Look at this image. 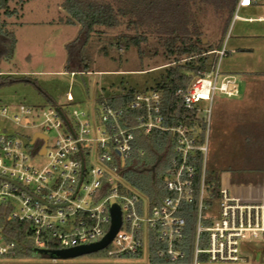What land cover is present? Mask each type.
Returning a JSON list of instances; mask_svg holds the SVG:
<instances>
[{
  "label": "built area",
  "instance_id": "1",
  "mask_svg": "<svg viewBox=\"0 0 264 264\" xmlns=\"http://www.w3.org/2000/svg\"><path fill=\"white\" fill-rule=\"evenodd\" d=\"M262 5L264 0H236L233 21L238 19L239 10ZM246 22L261 23L264 19ZM214 93L232 98L237 88L228 78L219 81L214 71L194 78L186 93L178 92L177 96L183 109L194 110L200 121L198 106L210 104ZM160 100L156 92L135 95L130 109L141 111L142 117L133 127L124 126L122 112L94 101L86 112L73 110L68 114L57 107L34 110L19 106L14 114L0 107V209L7 211L5 221L27 224L32 248L49 254L99 243L109 231L110 209L115 206L120 227L104 249L107 258L147 260L151 246L156 245L160 248L157 259L185 264V222L179 212L196 198L189 264H246L250 241L264 235V174L225 172L218 176L219 214L209 226H202L206 140L190 127L165 128ZM66 102L73 101L67 96ZM12 127L34 132L26 138ZM49 132L54 138L51 145L46 135ZM153 132L170 134L174 143L173 157L161 175L162 190L168 197L158 203L128 187L121 176L134 152L136 136ZM36 159H46V163L36 164ZM197 161L201 172L195 193ZM202 239L205 249L200 248ZM50 243L58 250H47ZM16 247L6 241L0 227V258L14 259ZM48 263L58 261L51 257Z\"/></svg>",
  "mask_w": 264,
  "mask_h": 264
},
{
  "label": "rangeland",
  "instance_id": "2",
  "mask_svg": "<svg viewBox=\"0 0 264 264\" xmlns=\"http://www.w3.org/2000/svg\"><path fill=\"white\" fill-rule=\"evenodd\" d=\"M74 1L89 18L96 13L99 19L102 13L91 4L110 7L111 28L102 29L98 44L90 42L85 50L89 73L72 75L65 71L69 53L74 56L80 45L73 42L81 27L65 23L64 0H27L22 10L16 9L14 18L6 20L14 45L9 58L0 55V107L11 114L19 106L34 110L57 107L67 114L86 112L99 97L128 89L150 93L160 69L172 59H180L182 48L195 45L200 53L213 49L206 74L217 71L219 81L232 80L237 95L227 98L214 93L210 104L198 106L200 123L205 125L206 177L218 178L225 172L264 174V22H246L264 19V5L239 10L238 19L233 21L235 0H135L131 7L122 0ZM14 9L11 5L10 10ZM136 43L142 53L140 59ZM220 52L224 56L220 57ZM67 96L71 104L66 102ZM12 129L26 138L34 132ZM46 135L51 145L53 135ZM34 163L45 164L46 159ZM207 194L206 186V199ZM218 214V199L211 206L204 201L205 220H214ZM250 242H264V235ZM200 248H206L204 239ZM99 254L58 264H147L143 257L126 261L107 258L105 250ZM252 259L245 255L246 264ZM43 263L0 260V264Z\"/></svg>",
  "mask_w": 264,
  "mask_h": 264
},
{
  "label": "trees",
  "instance_id": "3",
  "mask_svg": "<svg viewBox=\"0 0 264 264\" xmlns=\"http://www.w3.org/2000/svg\"><path fill=\"white\" fill-rule=\"evenodd\" d=\"M27 0H0V55H5L9 58L12 53L14 45L13 34L8 30V23L6 20L14 18L17 14L16 9L22 10ZM117 1V0H116ZM119 1V0H118ZM128 1L130 7L135 4V0H122ZM118 3V2H117ZM89 4V3H88ZM15 7L10 10V6ZM236 0L232 8V13L235 9ZM92 8L102 9L101 18H95L96 13L89 18L80 8V5L74 0H64V11L68 15L66 19L67 25H79L81 31L73 44L80 42L77 52L74 56L69 53L68 63L65 71L69 74H88L89 61L85 56V50L88 44H98L103 36L104 28H111V13L110 7L103 6V4L93 3L90 5ZM120 7V6H119ZM108 11L105 13V11ZM121 9H117L120 13ZM124 14V13H123ZM101 19L103 21H101ZM221 44V43H220ZM219 47V45H218ZM136 52L141 58L140 46L136 43ZM215 51L212 49L200 53L199 49L195 46H189L186 49L182 48L180 52V59H172L171 63L161 68V74L154 80L151 92L160 94V109L164 120L165 128H173L179 125L190 127L198 131L199 138H204V124L196 120V112L187 111L183 109L182 99L177 96L179 92L181 95L185 94L189 89L192 81L197 76L202 77L208 73L210 63L208 58L213 55ZM72 56V60H71ZM175 56V55H174ZM140 94L132 89L123 91L120 94H112L108 97H99L94 99V104L101 106L106 105L109 108L120 111L123 114L124 126H136L142 117L141 111H132L130 105L135 95ZM173 139L170 134H162L160 132H153L150 136H136L134 143V152L130 159L126 161L125 167L121 170L122 179L133 190L138 191L143 196L148 198L152 203H158L162 199L168 197V194L162 190L161 175L164 173L173 157ZM140 153L143 155L140 156ZM197 177L194 184L195 193L198 191L200 180V163L197 161L194 165ZM217 178L205 177V184L207 186V206H211L217 200ZM197 195V194H196ZM196 208L197 200L190 206H182L179 216L185 222V250L187 257L185 264H189L192 258V249L194 246V234L196 226ZM7 211L4 208L0 209V227L8 243L16 244V251L14 259L10 257L0 258L2 261H28L48 263L51 256L47 251H36L32 248L28 241L29 229L27 224L9 223L5 221V214ZM204 227L210 225V221L205 220L202 222ZM160 248L152 245L149 250L147 264H167L165 261L156 258L155 254ZM49 251L58 250V247L50 243L48 245ZM98 254V255H96ZM90 258L100 256L96 253ZM139 257H123L121 260H137ZM43 263V264H44Z\"/></svg>",
  "mask_w": 264,
  "mask_h": 264
},
{
  "label": "water",
  "instance_id": "4",
  "mask_svg": "<svg viewBox=\"0 0 264 264\" xmlns=\"http://www.w3.org/2000/svg\"><path fill=\"white\" fill-rule=\"evenodd\" d=\"M205 42V41H204ZM25 146V141L22 142ZM120 227V215L117 207L110 209V228L106 236L97 244L81 246L68 250L50 252L49 255L57 261H67L84 256L94 255L103 251L114 238Z\"/></svg>",
  "mask_w": 264,
  "mask_h": 264
},
{
  "label": "crops",
  "instance_id": "5",
  "mask_svg": "<svg viewBox=\"0 0 264 264\" xmlns=\"http://www.w3.org/2000/svg\"><path fill=\"white\" fill-rule=\"evenodd\" d=\"M258 246H260V249L254 251L253 248ZM245 255L248 259L249 257L252 259L253 256L251 264H264V242L252 244L245 250Z\"/></svg>",
  "mask_w": 264,
  "mask_h": 264
}]
</instances>
